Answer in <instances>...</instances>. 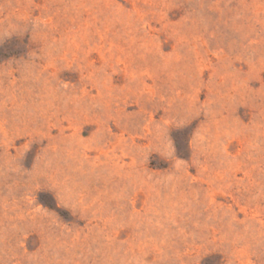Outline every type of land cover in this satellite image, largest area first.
Listing matches in <instances>:
<instances>
[{"label": "rangeland", "instance_id": "obj_1", "mask_svg": "<svg viewBox=\"0 0 264 264\" xmlns=\"http://www.w3.org/2000/svg\"><path fill=\"white\" fill-rule=\"evenodd\" d=\"M0 264H264V0H0Z\"/></svg>", "mask_w": 264, "mask_h": 264}]
</instances>
